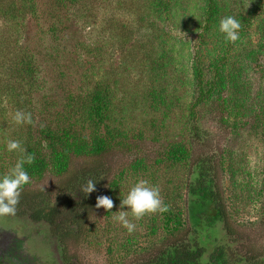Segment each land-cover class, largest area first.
Masks as SVG:
<instances>
[{"label": "rangeland", "instance_id": "obj_1", "mask_svg": "<svg viewBox=\"0 0 264 264\" xmlns=\"http://www.w3.org/2000/svg\"><path fill=\"white\" fill-rule=\"evenodd\" d=\"M26 2L35 5V15L17 23L0 18V40L11 34L35 55L38 87L26 96L20 93L17 106L0 97V177L21 155L8 152L7 142L18 140L26 149L29 139H38L39 128L55 119L53 114H65L68 97L75 96V108L85 103L84 114H73L67 126L84 152L97 136L110 143V171L101 195L109 196L114 207L90 209L81 235L65 239L63 246L45 222L25 214L0 217V264L142 261L194 228L187 186L193 159L204 154H215L228 221L239 236L235 247L264 253V0H217L219 13L209 24L205 0H80L63 11L61 24L49 13L50 0ZM226 16L241 23L235 43L226 42L219 31ZM197 62L203 89L211 93L201 101L193 73ZM104 80L111 102L108 117L97 122L84 100ZM41 106L44 115L38 113ZM17 110L32 114L34 138L27 124H15ZM31 143L40 149L37 141ZM175 149L184 152L178 160L171 155ZM41 152L47 171L39 176L34 163L26 164L31 183L24 188L49 192L55 200L62 176L55 174L45 143ZM84 160L72 156L70 166ZM141 179L159 187L169 210L140 220L129 215L136 224L129 234L113 216L127 210L120 209V201ZM196 231L208 252L224 239L219 224Z\"/></svg>", "mask_w": 264, "mask_h": 264}, {"label": "trees", "instance_id": "obj_2", "mask_svg": "<svg viewBox=\"0 0 264 264\" xmlns=\"http://www.w3.org/2000/svg\"><path fill=\"white\" fill-rule=\"evenodd\" d=\"M31 1V0H29ZM80 0H50L49 13L56 17L60 23L61 14L69 7L79 3ZM155 3L160 0H154ZM205 23L214 21L219 13L217 0H205ZM163 5H168L163 2ZM166 8V6H165ZM36 7L26 0H0V18L5 22L17 23L26 19L27 15H35ZM61 24V23H60ZM5 47V49L3 48ZM194 80L199 90L198 98L211 94L203 89L202 70L199 63L193 66ZM39 67L37 58L27 47L19 45V40L8 38L0 40V97L6 98L17 106L20 104V93L29 94L37 91ZM220 77V76H219ZM2 78H6L2 80ZM103 82L96 83L91 93L85 97V102L91 104V112L97 122H102L108 117L111 99L108 95V86ZM213 86V85H212ZM219 88L224 87V79L220 77ZM18 90V91H17ZM69 98V99H68ZM65 104L64 115L58 118V113L53 114L55 119L44 124L38 130L36 149L31 142V128L28 126L30 145L26 147L28 153L35 155L36 174L43 175L47 170V162L42 156V144L45 143L50 150L52 159L57 167L55 174L62 176L55 185L58 196L51 200L49 192L43 190H29L23 188L16 214L27 215L32 221L45 222L51 235L59 243L65 245V239H77L83 230L89 210L95 207L96 197L100 196L107 180L110 169L106 168V157L111 151L108 140L95 137L90 150L84 152V145H77L75 134H71L67 126L73 114L80 117L84 114L85 103L81 102L80 108H75L79 98L69 96ZM26 103L23 108L27 109ZM64 106V103H63ZM44 107V106H43ZM40 107L39 114L44 115L46 109ZM52 109L46 104L45 108ZM29 111V109H28ZM50 117V116H49ZM61 120H58L60 119ZM42 121H46L42 118ZM62 123H64L62 125ZM39 142V143H38ZM183 150H172L174 160L182 156ZM73 157L85 159L78 165H71ZM215 154L198 155L193 159L190 170V180L187 186L188 214L194 223V228L186 236L166 241L163 245L152 251L144 259L135 264H264V253L251 250L242 252L235 247L239 236L235 228L228 221L227 211L223 202L219 186V172ZM91 179L95 181L96 191L87 197L81 188ZM219 224L223 234V241L213 245L211 251L201 244L196 228L203 225L213 228Z\"/></svg>", "mask_w": 264, "mask_h": 264}, {"label": "clouds", "instance_id": "obj_3", "mask_svg": "<svg viewBox=\"0 0 264 264\" xmlns=\"http://www.w3.org/2000/svg\"><path fill=\"white\" fill-rule=\"evenodd\" d=\"M240 28V21L233 16H226L219 22V31L224 34L225 41L229 43H235L240 39ZM13 120L17 125H31L33 123L32 114L22 110L15 112ZM6 148L8 152H19L21 155L15 165L0 177V217L16 214L22 190L25 185L31 183V178L24 166L26 164L32 165L35 161V155L28 153L18 140H9ZM80 191L86 197L95 192V181L89 179ZM125 206L127 210H120L118 214L113 216V220L126 228L129 234H132L136 229V224L129 220V215L134 220H140L146 215L164 213L169 210L168 206L163 203L159 187L151 186L149 181L144 179L136 182L126 196L121 199L120 209H124ZM113 207L114 202L109 196L100 195L96 197V209L103 208L105 212H109Z\"/></svg>", "mask_w": 264, "mask_h": 264}]
</instances>
